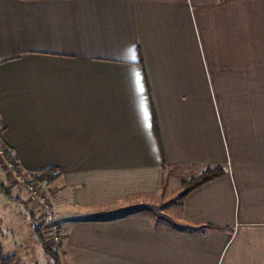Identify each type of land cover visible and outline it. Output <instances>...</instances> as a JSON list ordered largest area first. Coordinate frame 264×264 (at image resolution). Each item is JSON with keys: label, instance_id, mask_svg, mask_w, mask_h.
<instances>
[{"label": "crops", "instance_id": "0c3cea01", "mask_svg": "<svg viewBox=\"0 0 264 264\" xmlns=\"http://www.w3.org/2000/svg\"><path fill=\"white\" fill-rule=\"evenodd\" d=\"M0 140L60 172V263L264 264V0H0Z\"/></svg>", "mask_w": 264, "mask_h": 264}, {"label": "rangeland", "instance_id": "374dc122", "mask_svg": "<svg viewBox=\"0 0 264 264\" xmlns=\"http://www.w3.org/2000/svg\"><path fill=\"white\" fill-rule=\"evenodd\" d=\"M5 174L4 165L0 161L1 180L6 191L12 198L14 197V199H9L0 192V247L8 253H13L18 264L54 263L53 258L44 253L42 244L32 229L33 224L30 217H35L38 219V223H43L41 233L45 243L57 252L59 245H55L52 231L53 229L59 231L60 226L53 216H50L53 213L51 211L55 199L48 187V184L54 179L48 182L46 180L38 181L32 179L28 174L38 189V193L32 196L25 186L16 182L9 171H7L6 177ZM196 176L186 175L179 170L168 172L164 177L163 191L153 200H149L147 209H145L146 213L151 215L157 223L167 225L174 222L171 215L173 211L177 214L181 199L180 193ZM38 196L44 199L43 202L39 200ZM28 211L32 214L29 215ZM59 264L64 263L59 262Z\"/></svg>", "mask_w": 264, "mask_h": 264}, {"label": "trees", "instance_id": "16d2710c", "mask_svg": "<svg viewBox=\"0 0 264 264\" xmlns=\"http://www.w3.org/2000/svg\"><path fill=\"white\" fill-rule=\"evenodd\" d=\"M222 173V169L220 166H208L206 168H204L196 177H193L188 183L189 185L183 189V191L180 193V197H184L189 191H191L192 189L202 185L203 183H206L216 177H218L220 174ZM30 177L32 179H36L38 181L40 180H46L51 181L53 179H56L60 172L58 171V169L54 168V167H48L45 168L43 170L40 171H32L29 172ZM0 192L5 195L7 198L9 199H14V197L12 198L9 194V192L6 191L5 185L3 183V181L1 180L0 177ZM29 215L32 214V212L28 211ZM31 217V223L32 228L34 233L37 236V239L39 240V242L42 244V249L44 251L45 254H47L48 256L52 257L54 260V263L52 264H59V257L58 254L55 250H52L50 247H48V245L45 243L44 237L41 233V228H42V224L43 223H38V219H36L35 217ZM41 217V216H40ZM44 222V221H42ZM0 264H8V259H1L0 260Z\"/></svg>", "mask_w": 264, "mask_h": 264}, {"label": "built area", "instance_id": "2783aa9c", "mask_svg": "<svg viewBox=\"0 0 264 264\" xmlns=\"http://www.w3.org/2000/svg\"><path fill=\"white\" fill-rule=\"evenodd\" d=\"M0 161L1 163H3L5 169L9 171L10 174H12L16 182L22 186H25L32 196H35L38 193V189L36 188L35 183L28 176L29 173L23 170L18 165L13 153L8 151V149L3 145L1 140H0ZM39 200L43 202L44 199L39 197ZM52 233H53L52 239L55 245H60L62 240L60 230L56 231L55 229H53Z\"/></svg>", "mask_w": 264, "mask_h": 264}, {"label": "bare ground", "instance_id": "6f19581e", "mask_svg": "<svg viewBox=\"0 0 264 264\" xmlns=\"http://www.w3.org/2000/svg\"><path fill=\"white\" fill-rule=\"evenodd\" d=\"M46 212V211H45Z\"/></svg>", "mask_w": 264, "mask_h": 264}]
</instances>
